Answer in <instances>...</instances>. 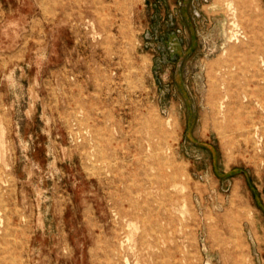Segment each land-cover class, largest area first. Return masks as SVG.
<instances>
[{"label": "rangeland", "instance_id": "obj_1", "mask_svg": "<svg viewBox=\"0 0 264 264\" xmlns=\"http://www.w3.org/2000/svg\"><path fill=\"white\" fill-rule=\"evenodd\" d=\"M254 48L264 0H0V264L144 263L156 212L185 264H264V115L249 147L209 103Z\"/></svg>", "mask_w": 264, "mask_h": 264}, {"label": "bare ground", "instance_id": "obj_2", "mask_svg": "<svg viewBox=\"0 0 264 264\" xmlns=\"http://www.w3.org/2000/svg\"><path fill=\"white\" fill-rule=\"evenodd\" d=\"M232 6L233 3L230 4ZM246 36L239 37V43H232L234 40L231 39L232 49L236 51L246 44ZM250 53V58L242 64H224L220 70V81L210 84L209 103L216 101L214 112L222 118L226 132L242 138L249 147L252 136L257 148L262 139L258 138L260 127L254 119L264 115V50L254 48ZM157 128L166 133L163 124L158 123ZM156 157L158 166L163 169L168 164L166 156L156 152ZM179 172L176 168L168 175L167 186H178ZM173 205L170 204L172 208ZM156 213L160 220L145 226L138 249L148 259L137 264H185V223H174L171 218H162L159 212Z\"/></svg>", "mask_w": 264, "mask_h": 264}]
</instances>
